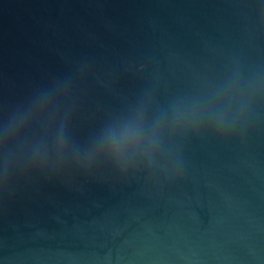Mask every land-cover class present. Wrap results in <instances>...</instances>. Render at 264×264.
Wrapping results in <instances>:
<instances>
[{
  "label": "water",
  "instance_id": "1",
  "mask_svg": "<svg viewBox=\"0 0 264 264\" xmlns=\"http://www.w3.org/2000/svg\"><path fill=\"white\" fill-rule=\"evenodd\" d=\"M0 264H264V0H0Z\"/></svg>",
  "mask_w": 264,
  "mask_h": 264
}]
</instances>
